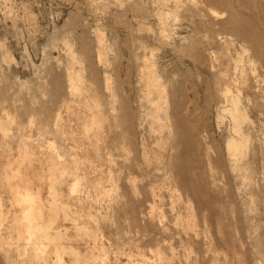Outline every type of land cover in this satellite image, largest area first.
<instances>
[{"label": "rangeland", "instance_id": "rangeland-1", "mask_svg": "<svg viewBox=\"0 0 264 264\" xmlns=\"http://www.w3.org/2000/svg\"><path fill=\"white\" fill-rule=\"evenodd\" d=\"M223 2L0 0V264H264V22Z\"/></svg>", "mask_w": 264, "mask_h": 264}, {"label": "bare ground", "instance_id": "bare-ground-1", "mask_svg": "<svg viewBox=\"0 0 264 264\" xmlns=\"http://www.w3.org/2000/svg\"><path fill=\"white\" fill-rule=\"evenodd\" d=\"M223 4H225L227 7H228V9L230 10V15H232L233 16V18L234 19H237V15H238V7L239 6H247V7H249V8H254V9H257V14L259 15V17L260 18H258L259 20H261L262 22H264V0L262 1V0H224V2H223ZM257 7V8H256ZM212 14V13H211ZM213 14H215V13H213ZM169 15V14H168ZM216 15V14H215ZM217 16V15H216ZM222 16V15H221ZM224 16V15H223ZM222 16V17H223ZM222 17H221V19H222ZM214 18V17H213ZM216 18V17H215ZM218 19V18H217ZM219 19H220V17H219ZM220 19V20H221ZM214 21V20H213ZM255 34V35H254ZM254 35V36H253ZM240 37L242 38V40H244V39H246V42L248 41L249 42V44H250V50L252 51V55H253V57H255V58H257L258 60H259V62H261L262 61V58H264V31L263 32H254V31H251V34L250 35H248L247 36V38H244V36L243 35H240ZM230 41V40H229ZM213 58V57H212ZM99 61V60H98ZM239 66V65H238ZM233 68V67H232ZM236 68V67H235ZM234 69V68H233ZM232 69V70H233ZM237 69V68H236ZM238 70H239V68H238ZM237 70V71H238ZM237 73V72H236ZM254 73V72H253ZM233 76V75H232ZM241 76V75H240ZM243 77V76H242ZM77 78H74V76H72L71 78H70V81H71V87H72V89L74 90V91H77L78 90V85H77ZM237 81V80H236ZM236 81H234V82H236ZM240 81V80H239ZM233 82V83H234ZM255 82V81H254ZM237 83V82H236ZM245 85V84H244ZM262 87V86H261ZM152 88V87H151ZM227 88V87H226ZM230 88V87H229ZM149 90V89H148ZM79 91V90H78ZM255 91H256V89H255ZM225 92V91H224ZM150 93V92H149ZM240 95V94H239ZM226 96V95H225ZM228 96H229V93H228ZM231 96V95H230ZM234 96V95H233ZM238 97V96H237ZM241 98V97H240ZM159 100H160V97H159ZM158 100V101H159ZM165 100H167V99H165ZM231 100H232V104H233V107H232V109H230L229 110V112L231 113V116H232V118H233V122H234V125H235V129L237 128V126H238V122L244 117V115H245V113H244V115H241L242 114V112H241V114L239 113V110H238V99L235 97V98H231ZM160 102V101H159ZM167 101H165V103H166ZM57 117V116H56ZM246 117V116H245ZM172 118V117H171ZM58 119V118H57ZM246 120V119H245ZM56 121V120H55ZM121 121H123V118H119V121H118V123L120 122L121 123ZM241 122V121H240ZM240 122H239V124H240ZM245 122V121H244ZM0 128L3 130V131H6V126L4 125V124H2V123H0ZM8 131H9V129H8ZM236 131H237V129H236ZM227 146H228V148L231 150V152L234 154V155H238V153H240V149H241V147H240V144L238 143V141H235V139H233V140H230L229 142H228V144H227ZM235 156V157H236ZM17 186V185H16ZM15 187V186H14ZM14 190V188L12 189V191ZM22 192H23V190H22ZM14 193L16 194L15 195V198H16V201H17V203L18 204H20L21 205V203L24 205V203H28V198L27 197H24V195H22L21 193H20V191H18V190H14ZM28 193V192H27ZM29 194V193H28ZM30 196V195H29ZM34 196V195H33ZM33 198H35V197H33ZM32 201H33V199H32ZM31 201V202H32ZM36 201V200H35ZM1 204V203H0ZM30 204L31 203H28V205H29V211H26L25 209H26V207L24 206V210L27 212V216L29 217V214H30V212L31 211H33V213H34V215H36V213H35V211L33 210V207L31 208V206H30ZM34 205V204H33ZM39 205V204H38ZM1 206V205H0ZM23 207V206H22ZM39 208H41L40 206H39ZM42 209V208H41ZM40 209V210H41ZM23 210V211H24ZM51 210L53 211V209L51 208ZM2 211V210H1ZM24 213V212H23ZM39 213V209H38V212H37V214ZM54 213V212H53ZM25 214V213H24ZM40 214H41V212H40ZM40 214H39V217H40ZM54 215L56 216V213H54ZM2 216H6V213H5V215H2L1 213H0V221H1V218H2ZM27 216H25L24 215V217L26 218ZM37 216V215H36ZM8 217V216H7ZM27 217V218H28ZM33 217H35V216H33ZM36 218V217H35ZM39 219V218H38ZM28 220V219H27ZM53 222V221H52ZM50 223V222H49ZM26 226H27V232L28 233H30V234H32L33 232H32V228H31V225L28 223V225H27V223H26ZM25 226V227H26ZM46 228H47V226H46ZM45 228V229H46ZM50 228V227H49ZM2 229V228H1ZM49 230H51V229H49ZM45 232H46V235L44 236V238L46 239V242H47V240H50V241H53L54 242V240H55V238L49 233L50 231H48V230H45ZM29 235V234H28ZM57 239V238H56ZM45 241V240H44ZM55 244V243H54ZM51 245V244H50Z\"/></svg>", "mask_w": 264, "mask_h": 264}]
</instances>
